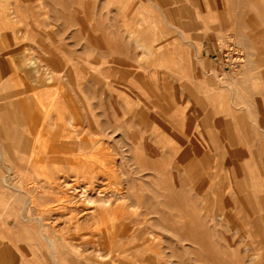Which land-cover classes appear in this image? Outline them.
<instances>
[{"label": "rangeland", "instance_id": "374dc122", "mask_svg": "<svg viewBox=\"0 0 264 264\" xmlns=\"http://www.w3.org/2000/svg\"><path fill=\"white\" fill-rule=\"evenodd\" d=\"M57 261L264 264V0H0V264Z\"/></svg>", "mask_w": 264, "mask_h": 264}, {"label": "bare ground", "instance_id": "6f19581e", "mask_svg": "<svg viewBox=\"0 0 264 264\" xmlns=\"http://www.w3.org/2000/svg\"><path fill=\"white\" fill-rule=\"evenodd\" d=\"M77 110H78V109H77ZM72 127H73V126H72ZM30 201H31V200H30ZM7 223H8V222H7ZM56 264H60V262H59V261H57V262H56Z\"/></svg>", "mask_w": 264, "mask_h": 264}]
</instances>
